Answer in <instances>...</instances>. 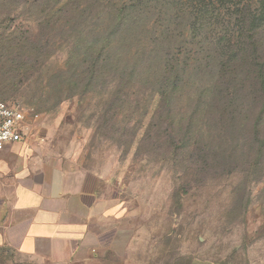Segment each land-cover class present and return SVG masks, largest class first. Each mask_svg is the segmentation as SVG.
<instances>
[{
  "label": "rangeland",
  "instance_id": "1",
  "mask_svg": "<svg viewBox=\"0 0 264 264\" xmlns=\"http://www.w3.org/2000/svg\"><path fill=\"white\" fill-rule=\"evenodd\" d=\"M257 3L0 0V54L39 55L36 72L0 101L31 118L43 115L55 150L104 178L115 207L96 254L105 264H264V157L252 168L209 167L202 153L186 151L200 148L202 138L217 142L216 158L226 157L234 140L243 152L251 146L253 157L262 146L264 118L260 135L253 133L258 97L239 91L247 127L222 133L221 143L208 130L211 115L196 107L197 93L225 83L228 47L246 50L259 25L254 43L264 61V23L251 21ZM123 8L130 12L118 23ZM85 43L114 49L85 55L78 49ZM96 54L102 60L90 82L95 68L81 61ZM243 62L232 68L240 77L248 70ZM167 74L170 87L162 83ZM173 87L174 96L159 99ZM0 264L29 263L0 249Z\"/></svg>",
  "mask_w": 264,
  "mask_h": 264
},
{
  "label": "crops",
  "instance_id": "2",
  "mask_svg": "<svg viewBox=\"0 0 264 264\" xmlns=\"http://www.w3.org/2000/svg\"><path fill=\"white\" fill-rule=\"evenodd\" d=\"M28 123L26 140L0 150V249L29 264H105L115 207L104 178L55 150L43 115Z\"/></svg>",
  "mask_w": 264,
  "mask_h": 264
},
{
  "label": "trees",
  "instance_id": "3",
  "mask_svg": "<svg viewBox=\"0 0 264 264\" xmlns=\"http://www.w3.org/2000/svg\"><path fill=\"white\" fill-rule=\"evenodd\" d=\"M128 12H130L128 8L118 10V13L116 14L118 23H122L123 19L126 18ZM251 19L252 22L264 23V0H258L257 10L251 16ZM259 26L252 29L253 34L249 38L250 42L248 43L246 50L234 51L232 47H228V55L226 57V60L223 62L224 64H222L220 68V74H222V77H227L225 83L223 82L214 84L209 89H205V93H197L196 100H198L196 107L201 105V107H199L200 110L203 112L205 111L207 115H211L207 117L209 123L208 130L214 133L215 139H219V143H221V141L223 140L222 133H238V131L246 129L247 127L246 119L248 118V110H246V104L244 105V103L241 102L242 100H238V96L242 93L245 94L246 98L250 96H256L258 97V99H260V111L254 125V127H256V130H254L253 132L256 136L260 135V129H262L260 128V124L263 122L264 118V61L261 60L258 54V50L261 47L256 46V44L254 43L256 42L255 39H257L254 33L257 29H259ZM108 45L105 46L100 44L99 46H93V44L85 43L78 49L81 50V52H83V54L85 55L90 54L92 51L100 53L103 51L109 52L110 50L114 49L112 45H109V47ZM0 55H2L0 56V78L2 79V82L0 83V94L4 91H16L18 87H20V85L24 83L25 79L30 78V76H32L36 72L35 65L38 63L39 56L37 53L34 55H22L20 53H15L13 56H9L8 53ZM236 59L240 60L241 62L244 61L242 64L244 66H248V70L246 71V73H242V77H240V74L238 75L237 72L232 69L236 64ZM100 60H102L100 59V54H96V56H94V58H91V60H89L88 62H85L83 60L81 61L82 65H85V68L86 65L88 68H90L91 65L92 68H95V70L92 69L90 82H94V80H92L93 77L95 79L97 78L96 72L99 68ZM7 62H10L11 66L7 70H5L3 66ZM167 72H169V69L167 70ZM178 75H174L173 84H179V82L181 81V75L179 77ZM236 76L239 82L235 84L234 79L236 78ZM69 79H71V77H69ZM168 80L169 75L167 74V76L163 77V86L165 84L169 86ZM162 91L159 92V99H162L166 94L174 96V87L171 91L166 89ZM239 91H241L242 93ZM202 96L204 102H200V98ZM158 112L159 109L154 111V113ZM33 114L38 113L34 112ZM250 138L252 140L248 139V144H251V142L253 141L254 134H252ZM259 138L261 139L260 142L262 146L255 150L254 157L252 153L253 148L251 146L247 147V149L243 152L244 145L241 144L240 146V144H238L236 140H234V142H231L234 145V148L231 149L226 157L221 156V158H216V153H218V150L216 149V146L218 145L217 142L215 145L213 141L208 139L204 140V138H202L200 148H196L194 146L192 147V149L188 148L186 151L187 153H191L192 151H198L199 153H202L201 162L209 167H212L213 163H217L219 165L216 167L225 168L229 166L233 168L235 167V165L245 164L249 168H252L255 167V165L259 162L260 157H264V135H262V137L257 136L258 140ZM193 144L200 145L197 140H193ZM220 147L221 145L219 146V149ZM204 148L206 149L204 150ZM211 152H213L214 154H211ZM223 152L225 153V150H223ZM234 152H242L244 154V157L241 158L237 156L238 153L234 155ZM217 156H219V154H217Z\"/></svg>",
  "mask_w": 264,
  "mask_h": 264
},
{
  "label": "built area",
  "instance_id": "4",
  "mask_svg": "<svg viewBox=\"0 0 264 264\" xmlns=\"http://www.w3.org/2000/svg\"><path fill=\"white\" fill-rule=\"evenodd\" d=\"M28 117L24 108L0 101V150L7 144L22 142L30 136Z\"/></svg>",
  "mask_w": 264,
  "mask_h": 264
}]
</instances>
